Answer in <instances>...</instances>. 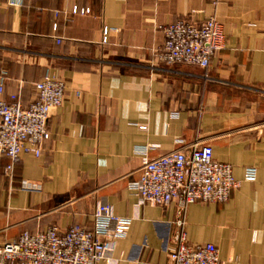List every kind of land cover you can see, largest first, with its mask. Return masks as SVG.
Here are the masks:
<instances>
[{
    "label": "crops",
    "instance_id": "obj_1",
    "mask_svg": "<svg viewBox=\"0 0 264 264\" xmlns=\"http://www.w3.org/2000/svg\"><path fill=\"white\" fill-rule=\"evenodd\" d=\"M212 15L224 43L206 70L158 59L165 25ZM2 71L0 98L24 106L47 75L65 86L41 154H20L11 179L1 159L0 244L51 225L91 230L100 200L129 219L116 264H165L181 219L221 264H264V0H0ZM200 144L232 166L227 201L138 204L129 184L144 157Z\"/></svg>",
    "mask_w": 264,
    "mask_h": 264
},
{
    "label": "built area",
    "instance_id": "obj_2",
    "mask_svg": "<svg viewBox=\"0 0 264 264\" xmlns=\"http://www.w3.org/2000/svg\"><path fill=\"white\" fill-rule=\"evenodd\" d=\"M76 11L74 7L73 12ZM108 31L103 30V40ZM163 34L158 51L160 61L196 65L204 70L211 55L224 43L222 26L213 15L201 21L176 20L164 26ZM5 76L2 71L0 91ZM64 86L62 79L47 75L35 82L37 97L27 106L17 93L10 94L8 99L0 98V162L3 157L8 160L3 171L10 179L20 154H41L49 136L50 111L62 104ZM254 175L253 168L247 169V178L253 179ZM238 185L232 166L216 160L208 144L190 148L181 145L154 158L144 157L137 179L129 184L138 204L167 206L176 200L182 210L197 201L222 204ZM19 188L34 190L38 186L21 180ZM92 218L91 230L76 225L64 231L53 225L35 232L24 230L0 244V264H97L100 260L116 264L112 252L116 239L125 235L129 219L116 215L111 204L100 200ZM177 226L165 264H221L213 243H190L182 219Z\"/></svg>",
    "mask_w": 264,
    "mask_h": 264
},
{
    "label": "rangeland",
    "instance_id": "obj_3",
    "mask_svg": "<svg viewBox=\"0 0 264 264\" xmlns=\"http://www.w3.org/2000/svg\"><path fill=\"white\" fill-rule=\"evenodd\" d=\"M214 16V15H213Z\"/></svg>",
    "mask_w": 264,
    "mask_h": 264
}]
</instances>
